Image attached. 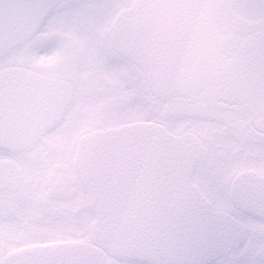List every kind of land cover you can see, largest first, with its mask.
<instances>
[{
    "label": "clouds",
    "instance_id": "9594fccd",
    "mask_svg": "<svg viewBox=\"0 0 264 264\" xmlns=\"http://www.w3.org/2000/svg\"><path fill=\"white\" fill-rule=\"evenodd\" d=\"M0 264H264V0H0Z\"/></svg>",
    "mask_w": 264,
    "mask_h": 264
}]
</instances>
